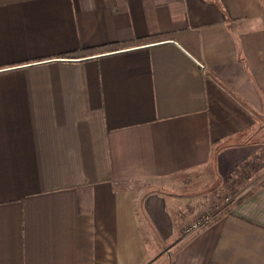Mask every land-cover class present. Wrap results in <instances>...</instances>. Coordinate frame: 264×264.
Masks as SVG:
<instances>
[{
	"label": "crops",
	"instance_id": "0c3cea01",
	"mask_svg": "<svg viewBox=\"0 0 264 264\" xmlns=\"http://www.w3.org/2000/svg\"><path fill=\"white\" fill-rule=\"evenodd\" d=\"M263 153L264 0H0V264H264Z\"/></svg>",
	"mask_w": 264,
	"mask_h": 264
},
{
	"label": "rangeland",
	"instance_id": "374dc122",
	"mask_svg": "<svg viewBox=\"0 0 264 264\" xmlns=\"http://www.w3.org/2000/svg\"><path fill=\"white\" fill-rule=\"evenodd\" d=\"M248 161L249 160H247L245 163H247ZM250 165L253 166L250 167ZM246 172H248L247 175ZM225 179L217 178V181L215 183L216 187L210 188L212 185L209 187V189L211 190L210 193L206 195L207 197L202 196V199H200V208L209 210V208H211L213 204H221L222 202L236 199L240 197L241 194L247 192L246 190L248 188L252 189V184L248 185L249 183L255 180L256 183H258L259 181H261V179H264V153L261 155L259 160L257 159L253 162L249 161L247 165L241 166V169L239 164L237 166V169L234 170L233 176H231L227 180ZM212 199H214V201H211ZM213 208L214 207H212L211 209Z\"/></svg>",
	"mask_w": 264,
	"mask_h": 264
},
{
	"label": "built area",
	"instance_id": "2783aa9c",
	"mask_svg": "<svg viewBox=\"0 0 264 264\" xmlns=\"http://www.w3.org/2000/svg\"><path fill=\"white\" fill-rule=\"evenodd\" d=\"M208 220H209V216L207 215L203 216L202 220L192 222L187 226H185L183 233L185 234V236L195 233L200 228H202V226L205 225L208 222ZM167 252H169V250H167Z\"/></svg>",
	"mask_w": 264,
	"mask_h": 264
},
{
	"label": "trees",
	"instance_id": "16d2710c",
	"mask_svg": "<svg viewBox=\"0 0 264 264\" xmlns=\"http://www.w3.org/2000/svg\"><path fill=\"white\" fill-rule=\"evenodd\" d=\"M244 196H245V195H244ZM240 199H241V198H240ZM240 199H239V200H240Z\"/></svg>",
	"mask_w": 264,
	"mask_h": 264
}]
</instances>
